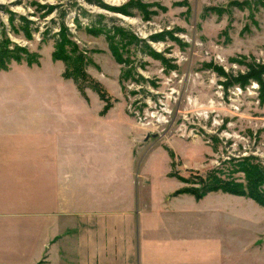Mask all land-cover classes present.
I'll return each instance as SVG.
<instances>
[{
	"label": "rangeland",
	"instance_id": "obj_1",
	"mask_svg": "<svg viewBox=\"0 0 264 264\" xmlns=\"http://www.w3.org/2000/svg\"><path fill=\"white\" fill-rule=\"evenodd\" d=\"M0 108L64 123L66 166L118 181L65 210V254L85 212L139 219L146 264H264V206L214 183L264 174V0H0Z\"/></svg>",
	"mask_w": 264,
	"mask_h": 264
},
{
	"label": "crops",
	"instance_id": "obj_2",
	"mask_svg": "<svg viewBox=\"0 0 264 264\" xmlns=\"http://www.w3.org/2000/svg\"><path fill=\"white\" fill-rule=\"evenodd\" d=\"M2 109L0 264H50L54 247L58 248L56 264H146L143 261V223L139 219H135V222L127 218L117 220L122 221L114 222V225H118L117 229L112 228V233L106 234L102 231L106 229V224L97 226L92 214H67L85 223L79 226L76 240L73 239L79 243V248L73 250L72 254H65L64 249L59 250L61 240L63 242L65 238L59 236L64 231L65 210L96 207L95 193H107L111 188L106 192L98 191V186L106 189L112 183L118 185V181L110 180L113 177L105 172L103 176L100 174L102 179L98 180L104 184H98L96 172L81 169L80 162H85L86 157L90 158L91 153L86 156L78 152L79 163L71 168L66 166L64 123L46 121L47 114L40 116L36 122L32 118L14 120L9 110ZM96 135L97 132H94V138ZM53 137L56 138L57 151L47 148ZM128 177L126 175L127 181ZM107 180L110 183H106ZM130 187V194L138 190L136 185ZM66 196L72 197L70 204L66 203ZM125 205L137 208L139 202L128 200ZM120 228H125V232L119 231ZM154 253L152 264H160V250L156 249Z\"/></svg>",
	"mask_w": 264,
	"mask_h": 264
},
{
	"label": "trees",
	"instance_id": "obj_3",
	"mask_svg": "<svg viewBox=\"0 0 264 264\" xmlns=\"http://www.w3.org/2000/svg\"><path fill=\"white\" fill-rule=\"evenodd\" d=\"M25 20V19H24ZM26 22H29L26 20ZM245 161V160H244ZM247 175L248 184L244 186H235L230 188L232 183H226L225 181L213 182L219 185L220 189H223L226 192H230L237 195L248 196L258 202L260 205L264 206V191L261 190V187L264 186V174L259 169H254L252 166H247V169L244 171ZM208 185V182L205 186ZM197 198H201L200 196Z\"/></svg>",
	"mask_w": 264,
	"mask_h": 264
}]
</instances>
